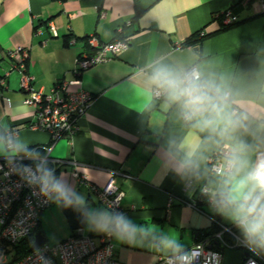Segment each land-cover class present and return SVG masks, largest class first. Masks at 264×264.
Masks as SVG:
<instances>
[{
	"label": "crops",
	"instance_id": "obj_1",
	"mask_svg": "<svg viewBox=\"0 0 264 264\" xmlns=\"http://www.w3.org/2000/svg\"><path fill=\"white\" fill-rule=\"evenodd\" d=\"M258 1L0 0V78L5 81L0 86V130L34 120L33 109L24 103L21 74L10 71V60L4 55L7 50L27 48L26 74L32 77L33 88L48 92L64 80L69 90L83 89L94 99L78 119L79 130L71 138L52 144L46 132L27 128L18 136L48 156L56 175L67 178L90 208L105 207L74 179L75 166L87 182L98 187L112 179L124 192L123 213L137 224L178 235L189 249L214 221L233 226L202 201L200 194L204 186L209 190L215 178L208 158L218 148L226 149L227 142L193 127L180 106L151 82V76L159 65L181 73L196 66L203 80L230 96L232 110L246 117L232 133L233 142L243 141L264 151V12ZM226 10L239 23L217 32L219 25L213 16ZM49 24L55 27L54 34ZM200 30L211 35L199 47L181 46ZM116 35L129 41L126 51L77 72L76 58L93 51L86 37L108 43ZM156 88L163 92L159 99L153 94ZM177 144L190 148L198 163L197 174L186 179L170 163L169 154ZM193 201L197 207L191 205ZM50 217L64 238L103 233L91 229L86 221L82 229H72L61 207L52 202L39 224L46 242L43 226ZM59 237L48 243L64 239ZM111 242L122 264H156L161 256L150 251L147 243H121L113 237ZM243 257L244 250L225 248L221 264H242Z\"/></svg>",
	"mask_w": 264,
	"mask_h": 264
},
{
	"label": "clouds",
	"instance_id": "obj_2",
	"mask_svg": "<svg viewBox=\"0 0 264 264\" xmlns=\"http://www.w3.org/2000/svg\"><path fill=\"white\" fill-rule=\"evenodd\" d=\"M151 82L164 90L171 102L180 106L184 118L201 131L218 135L227 149L223 164L210 180L211 187L202 194L211 209L233 225L239 242L253 256L264 258V151L243 141L233 142L232 133L240 128L245 116L231 108V98L219 88L201 78L199 73L184 74L166 66L155 67ZM259 153V155H257ZM253 155H257L255 160ZM0 157L45 201L60 207H72L83 214L93 230L115 238L121 243H147L149 250L164 257L165 264H196V256L187 250L178 235L158 231L149 224H137L115 208H90L84 197L76 192L68 179L57 176L52 161L24 138L10 130H0ZM30 159L31 164L21 163ZM173 170L181 178L198 172V163L190 148L177 144L169 154ZM38 259L47 262L41 250ZM250 264H255L251 260Z\"/></svg>",
	"mask_w": 264,
	"mask_h": 264
},
{
	"label": "built area",
	"instance_id": "obj_3",
	"mask_svg": "<svg viewBox=\"0 0 264 264\" xmlns=\"http://www.w3.org/2000/svg\"><path fill=\"white\" fill-rule=\"evenodd\" d=\"M258 2L260 11L264 12V0ZM219 16L223 17L224 25L238 21V17L233 15L231 10L222 11L214 17ZM49 30L55 33V27L52 24H49ZM87 44L93 48V51L83 52L76 58L77 72L89 66L104 63L129 47L127 39L115 38L108 43H102L93 36L87 38ZM4 55L10 60V71L16 70L21 74V89L25 93L24 103L34 111V120L10 127L12 133L18 136L24 128L46 132L52 144L76 134L79 130L77 121L86 113L94 99L93 95L83 89L69 90L68 82L64 80L55 83L48 92L33 88L32 77L26 74L27 48L7 50ZM190 73H199L197 67L192 65L184 72V74ZM4 82V78H0V86ZM153 94L156 99H159L163 92L156 88ZM226 151L227 149L220 147L208 158L211 174H216L220 165L223 164ZM21 163L29 165L32 161L25 158ZM71 174L79 184L86 185L96 195L103 207L115 208L122 212L121 200L124 192L114 186L112 179L104 186L98 187L87 182L79 174L76 166ZM202 191L207 192L208 189L204 186L200 189V194ZM51 205L52 201L46 202L18 174L10 171L6 160L0 157V264H122L115 256L112 237L104 233L72 234L54 244L44 241L36 249L41 250L47 262L38 259L36 249L17 257V246L26 238L35 235L41 215ZM191 205L197 207V202L193 201ZM220 226L221 231L216 234V238L221 240L224 232L233 234L231 227ZM235 238L236 245L242 246L239 238L236 236ZM224 247L229 248L226 244ZM244 248L249 252L246 247ZM187 250H191L192 255L196 256V264L222 263V251L212 249L207 239L196 242ZM256 258L258 257L248 254L242 264H250L251 260H255V264H260ZM156 264H165L164 257L159 256Z\"/></svg>",
	"mask_w": 264,
	"mask_h": 264
},
{
	"label": "trees",
	"instance_id": "obj_4",
	"mask_svg": "<svg viewBox=\"0 0 264 264\" xmlns=\"http://www.w3.org/2000/svg\"><path fill=\"white\" fill-rule=\"evenodd\" d=\"M141 0H134L135 3H138L140 2ZM152 2L156 1V0H151ZM232 13V11H231ZM233 14V13H232ZM216 15V14H215ZM214 15V16H215ZM213 16V20L214 21H217L218 25H219V28H218V31L217 32H220V31H223V30H226L228 28H231L232 26L236 25L239 23V20L232 23V24H228V25H224L222 23V16H219L217 18H215ZM216 32V33H217ZM211 34H208L206 33L205 31L203 30H200L198 32H195L193 33L192 35L188 36L184 41L183 43L181 44L182 47H199L202 40L209 37ZM115 38H120V39H125L122 37V35H116L114 37ZM86 40H87V37H86ZM56 172H57V169H55ZM204 197V198H203ZM202 201L206 202V197L204 195H202ZM37 231H40L39 230V226L37 227V229L35 230L34 234L37 232ZM221 231V226L220 224H218L216 221H214L211 226L204 232L202 233H199L197 238H196V242L198 241H201V240H205L207 239L208 240V245L214 249V250H219V251H222L225 249L224 245L226 244L227 246L229 247H237V248H240L241 250H244V257H243V260L246 259V254L248 253L249 255H253L252 253L248 252L244 247L242 246H237L236 245V237L239 238V233L237 231V229L234 227V226H231V231L233 234H230V233H227V232H224L222 234V237H221V240L216 238V234L219 233ZM235 235V236H234ZM33 238H34V235H31L30 237L26 238L25 240H23L20 245L17 246V257H21L23 255H25L26 253H28V249L29 247L31 246L32 242H33ZM260 264H264V258H261V257H258L256 258Z\"/></svg>",
	"mask_w": 264,
	"mask_h": 264
},
{
	"label": "water",
	"instance_id": "obj_5",
	"mask_svg": "<svg viewBox=\"0 0 264 264\" xmlns=\"http://www.w3.org/2000/svg\"><path fill=\"white\" fill-rule=\"evenodd\" d=\"M62 213L66 216L69 226L74 230L82 229L85 225V218L82 213L76 211L72 207H61ZM44 237L41 231H37L34 235V240L28 249V252L36 249L44 242Z\"/></svg>",
	"mask_w": 264,
	"mask_h": 264
},
{
	"label": "rangeland",
	"instance_id": "obj_6",
	"mask_svg": "<svg viewBox=\"0 0 264 264\" xmlns=\"http://www.w3.org/2000/svg\"><path fill=\"white\" fill-rule=\"evenodd\" d=\"M45 237L48 242L54 241V237L64 238L61 227L58 226L57 221L52 217L45 220L44 224Z\"/></svg>",
	"mask_w": 264,
	"mask_h": 264
}]
</instances>
